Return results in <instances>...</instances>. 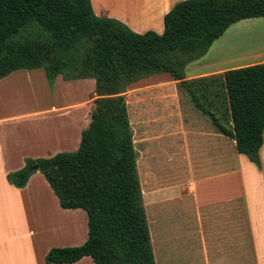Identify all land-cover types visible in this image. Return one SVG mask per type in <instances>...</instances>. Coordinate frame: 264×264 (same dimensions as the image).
Returning <instances> with one entry per match:
<instances>
[{"label":"trees","instance_id":"obj_1","mask_svg":"<svg viewBox=\"0 0 264 264\" xmlns=\"http://www.w3.org/2000/svg\"><path fill=\"white\" fill-rule=\"evenodd\" d=\"M257 17H264V0H182L165 14L162 34L139 33L97 15L92 0H0V80L37 68L50 82L59 75L95 79L94 107L79 148L28 159L27 167L9 174L24 187L37 163L63 208L87 212V241L52 248L48 263L91 256L95 264H157L126 96L148 76L169 73L179 80L216 130L260 166L264 63L185 80L186 66L232 24Z\"/></svg>","mask_w":264,"mask_h":264},{"label":"crops","instance_id":"obj_2","mask_svg":"<svg viewBox=\"0 0 264 264\" xmlns=\"http://www.w3.org/2000/svg\"><path fill=\"white\" fill-rule=\"evenodd\" d=\"M180 1L92 0V4L96 14L117 18L136 31L162 33L165 14ZM258 63H264V17L232 24L206 54L186 66L185 80ZM19 71L0 80V264H95L91 256L73 263H48L46 255L52 248L79 246L87 241L88 216L81 208H63L39 170L24 187H17L9 179L10 173L24 168L27 158L78 149L83 124L74 129L65 124V128L56 130L50 127V121L56 115L66 118L76 109L81 111L80 123L83 117L85 124L89 123L92 98L60 106L41 104L38 91L26 92L19 85L23 78ZM141 81L155 89L149 116L151 144L146 140V156L183 163L182 175L178 176L182 181L167 201L151 200L147 205L151 220L159 212L167 215V220L169 213L176 218L177 263L183 264L181 259L191 249L203 256L201 264H218L216 260L238 253L240 258L245 257L249 248L242 247V238L237 241L238 232L233 231L244 225L249 230L252 264H264V140L258 166L237 150L234 139L216 130L188 91L180 87L179 80L160 73L136 83ZM208 97L207 102L214 94ZM146 179L151 187L146 192L156 193L159 186L150 176ZM229 230L234 238L228 249Z\"/></svg>","mask_w":264,"mask_h":264},{"label":"rangeland","instance_id":"obj_3","mask_svg":"<svg viewBox=\"0 0 264 264\" xmlns=\"http://www.w3.org/2000/svg\"><path fill=\"white\" fill-rule=\"evenodd\" d=\"M123 23L130 27V25H128L127 23L125 22ZM164 30H165V25H164ZM139 33H144V32H139ZM157 33L162 34L160 32ZM227 52H228V48H227ZM19 72H20L19 74L23 76L19 85L21 87H24V90L26 92L32 90L36 92L38 91L40 93L41 99L39 101L41 102V104L48 102L51 104L54 103L56 106H60L64 104L79 102L87 98L88 99L92 98V101H90L92 103H90L91 105L89 112V115L91 116V111L94 107L93 99L95 97L94 94L95 79L86 78V79H78V80H65L63 79L62 76L59 75L52 82H50L49 79L47 78L44 68H38L33 70H20ZM165 74H169V73H165ZM154 91L155 89H151L150 84H148L146 81H141L139 83L131 85L126 92V96L128 101V110H129L131 127L134 136L135 148L138 152V170H139L142 193H143V204L146 211V216L150 229L156 261L157 264H178L177 263L178 243L176 238L178 233V228L175 226L176 218L174 219L169 213L168 214L169 220H167V215L162 216L161 213L159 212V208H157V214L158 212L159 214L156 216L155 219L151 220L148 216V212H150V210H148L149 207L147 208V205L151 204L150 203L151 200L158 199L163 202L165 200L167 201V199L170 197L169 194L171 193V191L173 190L175 191V189H177L178 187V183L182 181V179H179L178 176L182 175V170H183V163L177 162V159H174L172 162L168 163L165 162L162 156H157V157L146 156V140H148L149 145L151 144L150 138H151L152 130L150 129V125H149L150 124L149 116L151 113L152 104H154L152 101ZM80 112L81 111L75 109L74 112L66 118L59 117V115L53 117L54 116L53 115L52 116L53 118L50 121L51 123L50 127L53 126L54 128H56V130H59L60 127L63 129L66 127L65 124H68L71 129H74L75 127H80V125L83 124L84 127L83 130H84L89 123L87 122V124H85L86 120H84V117H83V123H80L81 121ZM63 152H69V151H63ZM40 158H47V157H40ZM28 159L31 158L26 159V165L24 166V168L27 167ZM36 164L30 167V170L33 171V173L37 171L36 169H33ZM183 172H188V170H184ZM147 176L151 177V181L153 184L155 183V185L159 187L162 186L161 188L158 187L155 189L156 186L154 185L153 189H155L156 193L146 192V190L151 189L150 183H148L149 180L147 181L146 179ZM167 204L169 206L170 202L168 201ZM151 210L154 211V208L152 209L151 207ZM82 212H84L86 216H88L85 210H83ZM171 214L173 215L172 212ZM87 219L88 218H86V221ZM81 222L83 229H85L84 218L83 220H81ZM86 227L88 228V221L86 223ZM234 230L238 232V234L235 236L237 241H239L240 238H242L243 241L242 247L245 246L246 248H249V252L247 251V254H244L243 252L245 257L240 258L239 257L240 253H238L235 255V257H232L230 255L228 259L216 260L217 263L218 264L219 263L221 264L254 263V260L250 257L251 245L248 234L249 233L248 227L243 225L242 228L240 227L234 228L233 231ZM240 231H242V233H240ZM228 232H229L228 235V249H229L230 244H232V239L234 237L233 234H231L230 230ZM239 245L240 244L237 243L236 247L238 248ZM185 257L186 258L181 259L183 264H196L197 261L199 262V264H201V261L203 260L202 258L203 256H201L200 253L194 249H191L188 255L185 254ZM210 261L213 262L215 260H210Z\"/></svg>","mask_w":264,"mask_h":264},{"label":"water","instance_id":"obj_4","mask_svg":"<svg viewBox=\"0 0 264 264\" xmlns=\"http://www.w3.org/2000/svg\"><path fill=\"white\" fill-rule=\"evenodd\" d=\"M38 168H39V165L36 164L35 167H34L33 169H36V170H37Z\"/></svg>","mask_w":264,"mask_h":264}]
</instances>
